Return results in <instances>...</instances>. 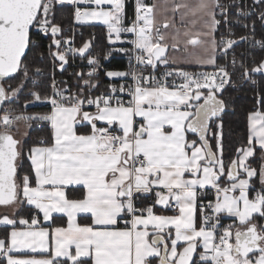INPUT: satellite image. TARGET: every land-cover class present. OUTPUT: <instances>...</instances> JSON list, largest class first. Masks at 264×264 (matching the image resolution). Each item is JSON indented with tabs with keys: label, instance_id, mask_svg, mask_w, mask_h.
Here are the masks:
<instances>
[{
	"label": "snow or ice",
	"instance_id": "obj_1",
	"mask_svg": "<svg viewBox=\"0 0 264 264\" xmlns=\"http://www.w3.org/2000/svg\"><path fill=\"white\" fill-rule=\"evenodd\" d=\"M54 0H0V78L20 70L28 75L23 58L31 43L33 30L53 37L50 50L63 69L66 54L85 56L91 41L72 48L71 38L57 39L61 28L53 23L51 13ZM64 3V0H58ZM74 4L95 5L75 9L77 21H102L107 26L110 43L123 42L122 34L134 37L135 60L139 64L156 67L167 64L169 47L183 44L202 50L194 62L212 65L213 72L198 74L177 70L165 76L177 75L182 83L169 84L167 79L142 73L106 72L107 77H131L132 83L109 85L107 93L87 95L97 85L91 80L99 61L88 58L92 71L83 80V88L65 95L53 82V93L35 100L50 103L51 112L25 116L5 112L0 116V206L27 202L49 221L53 213L67 217L66 227L51 231L40 227L33 217L20 219L31 230L11 231L7 240L0 239V256L7 264H58L65 258L71 264H264V187L252 189L251 179L259 174L264 186V164L252 168L249 158L259 146L264 159V113L249 115V135L246 146L237 148L236 157L228 164L218 133L216 150L209 141L210 124L225 109L220 93L230 81L224 65L216 64L217 41L214 30L217 0H181L172 11L181 13V24L190 18L191 27L175 29L174 34L162 32L174 26L165 18H156V5L135 0V18L125 26V0H69ZM201 26L200 30L193 28ZM241 39H245L242 37ZM224 51L236 41L221 38ZM261 43V42H257ZM62 45H69L61 50ZM125 51V49H120ZM235 64V60H233ZM243 74L264 72V60L255 67L242 65ZM37 73L41 70L36 69ZM23 87L13 89L12 96ZM127 96L128 99H124ZM7 98L0 85V102ZM94 107L95 111H86ZM48 121L52 129V143L34 146L28 158L34 172L23 175L17 182V160L21 156L20 142L11 131L20 121ZM86 124L89 131L78 133L77 125ZM218 128L222 125H217ZM189 134L195 139H189ZM43 143V141H41ZM82 186L81 198L69 199L65 189ZM211 188L215 199L199 201L201 190ZM255 194L250 197V192ZM140 194H154V199L138 207ZM21 197L23 199H21ZM174 209V215L157 214L156 207ZM84 215L90 221L81 224ZM233 218L221 224L223 216ZM0 223L15 225L17 221L4 215ZM122 225V226H121ZM50 258L18 259L10 253L21 248L35 252L49 251ZM202 249L203 251H200Z\"/></svg>",
	"mask_w": 264,
	"mask_h": 264
},
{
	"label": "trees",
	"instance_id": "obj_2",
	"mask_svg": "<svg viewBox=\"0 0 264 264\" xmlns=\"http://www.w3.org/2000/svg\"><path fill=\"white\" fill-rule=\"evenodd\" d=\"M257 13L254 17L255 21V36L262 40L263 47L252 48L245 43L238 44L234 50V53L229 56L228 69L231 72V76L236 86L225 88L220 93V99L225 102V109L219 115L218 118H213L210 124L209 141L213 146V150H216V138L212 133H218V124L222 125L221 130V144L223 148V159L225 164H228L233 158L236 157V150L242 146H246L248 143V117L249 114L256 110L264 112V75L262 73L254 74L256 79L255 83L252 81H246L243 74V67L252 68L255 67L261 60L264 59V0H259L256 3ZM132 12V3L126 5V11ZM131 15V14H130ZM75 17V7L73 5H57L52 8L51 19L53 23L58 24L61 30L66 25H71ZM83 35L78 39V45L81 47L85 41H91V48L89 52L84 56L87 60L91 52L100 55L99 66L96 68L95 74L91 77V80L97 86L89 91L88 88H84V92L87 95L97 96L102 91L108 90L109 85L117 84V80H111L107 77L106 72L110 70L126 71L130 68L129 53L127 52H114L115 56L110 59L107 58L109 53H112V45L108 40V32L106 27L101 25H80ZM238 35L245 33L244 28L237 27ZM218 34V32H217ZM58 38V37H56ZM38 39V44L30 43L29 50L23 58V65L27 66L28 75H24V71L20 70L15 75L5 79L3 86L6 90L7 98L4 105L7 107H13L16 110L29 112L31 115H40L50 111V105L42 100V102L35 100L31 93H39L43 96H50L52 94V62L49 58L48 43L52 42L53 37L49 35H37L34 32L31 34V41ZM130 47V44L127 45ZM235 60V64H233ZM220 61V58H218ZM40 69L43 74L37 73L35 70ZM55 77L59 80V87L61 89L69 88L71 91H78L83 88V80L89 79L85 74V69L78 68L74 73H70L66 68L61 69L57 67L55 69ZM23 84V87L17 92V96L10 97V92L13 89L19 88ZM36 101V102H35ZM28 104L29 106H25ZM31 128L28 136L24 140V152L21 158V163L18 166L17 175L22 177L28 174L32 177V183H34L33 171L28 159V150L38 144L50 143L52 138L51 128L48 125V121L31 120ZM189 139H195V136L189 134ZM261 152L256 149L255 156L249 160L250 166H254L259 169ZM70 196H79L73 191H69ZM253 195V191L250 192ZM141 199V206L149 203V200L153 198V195L140 194L138 196ZM200 201H202L200 199ZM157 213H170L169 209H163L156 207ZM32 216V211L27 206L23 205L17 212L16 217ZM223 222L233 220L232 218H225ZM57 219H55V222ZM257 222L264 224V219L257 217ZM9 227L0 226V238L8 239ZM152 264H158V260H153ZM195 264H210L209 262L199 263L195 260Z\"/></svg>",
	"mask_w": 264,
	"mask_h": 264
},
{
	"label": "built area",
	"instance_id": "obj_3",
	"mask_svg": "<svg viewBox=\"0 0 264 264\" xmlns=\"http://www.w3.org/2000/svg\"><path fill=\"white\" fill-rule=\"evenodd\" d=\"M125 2L126 3H129V2L132 3V12H131V15L129 16V18L127 19V23L125 25V26H128L130 24L131 20L135 18V0H125ZM54 3H57L58 5H65V4L73 5L75 7V9L77 7H80L82 10H84V8L79 6V4L71 3V2H69V0H64V3H59L58 0H54L53 4ZM145 3H147V2H145ZM256 3H257V0H218V4L220 5V7L216 8V16H217V20L220 21V23L217 26V32H218L217 40H218V46H219L218 58H220V61H218V59H217L216 64L217 65H224L230 74V81L225 84L224 89L237 85V83L233 81L232 76H231V72L228 69V65H229L228 62L230 61L229 56L234 53L236 46L238 44L245 43L246 45H250L252 48L261 49L263 47L262 40L255 36V31H254V27H255L254 17L256 16V13H257ZM147 4H149V3H147ZM237 27L244 28L245 33L242 35H238ZM33 32L37 35H40V36L44 35L43 33L37 32L35 30H33ZM82 35H83V32H82L81 28L79 27V24L76 22V18L74 17L73 24L66 25L62 29L61 34H59L57 36L58 37L57 39L71 38L72 43L70 46L72 48H79L80 46L78 45V39ZM122 36L127 38L129 41V44L132 46V44L130 43V41L134 38L132 36V34L123 33ZM222 37H224L225 39H233L236 41V43L230 49H228L227 51H224L223 45L219 43ZM242 37H244L245 39H241ZM31 42L33 44H38L39 41H38V39H33ZM257 42H261V43H257ZM51 44H52V42L48 43V50H49L48 54H49V58L52 61V66H53V70H52L53 81H52L51 85H53V82L55 81L56 88L58 90H63L59 87V80L55 77V69L57 67H60V62L58 60H55L53 58V56L51 55V52L56 51L55 46H53L50 50L49 46ZM68 46L69 45H62L61 50H63L65 47H68ZM132 48H133V46H132ZM114 52H116V51L109 53L107 55V58L110 59L111 57L115 56ZM222 53L224 54V56L221 58L220 55ZM136 54L137 53L134 52L132 49V54L129 56V59L131 62L130 68L128 70L124 71L125 73L136 71L137 73H142L145 76H150V75L155 76L157 80H163L166 78L169 84L173 83V81L176 84H180L183 82L182 78L177 76V75H172V76L166 77L165 74L169 73V72L175 73L177 70H183L185 72L198 74L201 72H213L215 70L213 66L179 67V66H173V65H168V64H160L159 62H158V65L155 68H153L152 66L137 63V61L135 60ZM90 56H95L97 58V60L99 61V63H100V60L102 59V57L100 55H97L94 52H91ZM66 59H67V63L64 64V68H66L70 73H74L78 68L85 69L86 75L90 71H92L93 66L88 64V59L86 60L84 56H80L79 54H76L74 52H68L66 54ZM261 73L264 75V72H261ZM39 74L42 75L43 72L40 71ZM243 79H245L246 81H252V83L256 82V79L254 78L253 73H250L247 77L244 76ZM116 80L118 81V83L112 84V85H116L117 87L120 84L132 83L130 76L129 77H120L119 79H116ZM64 89L68 90L64 93L65 95H71V94H75L77 92V91H71V90H69V88H64ZM108 91H109V89L104 90L101 93H107ZM52 93H53V87H52ZM124 99H128V97L124 96ZM40 102H42V100H40ZM45 102H47V101H45ZM48 104L50 105V103H48ZM50 108H51V105H50ZM85 109H94V107H86ZM5 112H9L12 115H17L14 112L13 108H10V107L3 105L2 109H1L0 116H2ZM199 198L202 200L201 202H203V203H207L209 200L214 201L215 192L211 188L201 190L200 194H199ZM152 200L153 199L151 198L149 200V203ZM140 204H141V199L138 197V207H143ZM33 217H36L39 221H41L40 213L37 210L32 212L31 220ZM223 219H225V218L222 217V219H221L222 225H227V224L233 222V220H229L228 222H223L224 221ZM4 258H5L4 256H0V260H3ZM197 258H198V260L200 259L199 254H197ZM208 262L210 263V260ZM58 264H67V263L61 262Z\"/></svg>",
	"mask_w": 264,
	"mask_h": 264
},
{
	"label": "crops",
	"instance_id": "obj_4",
	"mask_svg": "<svg viewBox=\"0 0 264 264\" xmlns=\"http://www.w3.org/2000/svg\"><path fill=\"white\" fill-rule=\"evenodd\" d=\"M144 2H147L150 5L151 4H155L156 5L155 13H156V18H157L158 21H160L162 23L164 21V19L167 18V19H169V20L174 22V26L170 27L167 30L161 28L162 32H167L168 34H174L175 29H181V32H183L185 30V28L191 27L190 18L189 17H185V23L182 25L181 24V13L179 11H177V12H173L172 11V8H173L174 4L175 3H180L181 0H144ZM217 2H218V0H217ZM127 4L128 3L125 2V25L127 23V19L129 18L130 14H131V11H129V10L126 11V5ZM79 6L83 7L84 9L85 8L95 7V5L84 4L83 2L79 3ZM215 14H216V8H215ZM216 19H217V16H216ZM76 22L78 24H80V25H101V26L106 27V29H107V26L102 21H92V20L77 21L76 20ZM217 26H216V28L214 30V33H213L214 37H215V39L217 41V48H216V51L214 53V55L216 57V62H217V59H218V51H219L218 40H217ZM200 28H201V26L198 25L197 27L193 28V30L194 31H198V30H200ZM122 39H123V42H115V43H110L109 42L112 45V47H113L112 50L116 51V52H121V53L122 52H127V53H129V56H130L132 54V49L133 48H132L131 45H130V47H127V45H129V41H128L127 38L122 36ZM120 49H125V51H120ZM167 54L169 56V62L167 63L168 65L179 66V67H195V66H205L206 67V66H212V65H202V64L194 62L193 57L196 56V55H201L202 54V50L199 49V48H194L193 46H188L187 51H185V48H184L183 44H181L180 47H178L177 49H172L171 47H169ZM110 71L124 72V71H121V70H110ZM119 78L120 77H112V78H109V79L116 80V79H119ZM85 110L86 111H95V109H85ZM257 111H259L261 113H264V112H262L259 109L256 110V111H253L251 113H255ZM50 112H51V109H50L49 112H46V113H50ZM48 125L51 128V125H50L49 122H48ZM89 130L90 129H89V127L86 124L82 123V124L77 125L78 133H86ZM51 132H52V129H51ZM218 134L220 135V138H221V130H220V128H219ZM248 135H249V117H248ZM51 143H52V138H51V142L50 143H47V144L42 143V144H38V145H34V146L43 147V146H48ZM34 146H32V147H34ZM256 149H259L258 145L256 146ZM29 150H28V152H29ZM251 158H249V160ZM29 162H30V165H31L30 159H29ZM248 163H249V161H248ZM262 164H264V159H261V155H260L259 168H260V166ZM251 167L252 168H256L254 166H251ZM31 168H32V166H31ZM17 170H18V166H17ZM257 170L259 172V169H257ZM32 171H33V169H32ZM33 175H34V172H33ZM17 182H19L18 178H17ZM250 184L252 186V189H254L256 191H258L262 187H264L261 184V180H260L259 174H257L256 176H254L251 179ZM32 185L35 186V181H34V183H32ZM70 190L73 191L74 193H76L79 196H74V195L70 196L68 194ZM65 192H66V194H67L69 199H78V198H81L82 193L84 192V189H83L82 186H79V185H70V186H68L65 189ZM254 194H255V191H253V195ZM250 197H251V195H250ZM153 198H154V194H153ZM21 199H23V198L21 197ZM199 201H200V198H199ZM23 205H25L28 208H30V210L32 212L36 210L33 205L27 204L26 201H24L23 203L13 204L11 206H0V217H2L4 215H7V216H9V218L14 219L15 221H17V223L15 225H6V224L0 223V226H8L9 227V235H10V233L13 230L14 227L18 231L19 230H31L28 225H21L19 223L20 219H24V220L29 221V225H30L31 217L30 218H27V217L18 218V217H16L17 212L22 208ZM158 207H160V206H158ZM160 208H162V207H160ZM169 210L171 211L170 213H157V214H163V215H174V214H176L174 209L169 208ZM40 217H41V221H40L39 226L43 227V228H48L50 231L52 229L56 228V227H66L67 226V217H66L65 214L53 213L52 217H51V219L49 221H45L43 219V214L42 213H40ZM223 218H231V217H228V216L225 215V216H223ZM55 219H57L56 222H55ZM77 220L81 224H85V223H89L90 222L88 220V218L85 217L83 214L80 215L77 218ZM0 239H3V238H0ZM51 247H52V243L50 241L49 251H42L40 249H37L35 252H33L31 249L21 248L18 251H14V252H12L10 254L13 255L15 258H18V259H44V258H50V256H51V251H50ZM200 251H203V250L200 249ZM196 259L198 260V258H196ZM61 262H66L67 264H71V262L70 261H66L65 258H59L58 263H61ZM198 262L199 263H202V262H207L208 263V261H201L200 259L198 260ZM0 264H7L6 257L3 260H0Z\"/></svg>",
	"mask_w": 264,
	"mask_h": 264
},
{
	"label": "rangeland",
	"instance_id": "obj_5",
	"mask_svg": "<svg viewBox=\"0 0 264 264\" xmlns=\"http://www.w3.org/2000/svg\"><path fill=\"white\" fill-rule=\"evenodd\" d=\"M259 0H257L258 2ZM58 4L57 3H54L53 4V7L54 6H57ZM74 21V20H73ZM82 21V20H81ZM73 24V23H72ZM224 56V54L222 53L220 55V57L222 58ZM52 62V61H51ZM222 62V61H221ZM12 92V91H11ZM11 92H10V97H16L17 96V93L15 96H12L11 95ZM36 102V101H35ZM26 107L29 106L28 104L25 105ZM10 108H13V107H10ZM14 112L17 114V115H20V114H23L25 116H35V115H31V113L29 112H24V111H21V110H16L14 109ZM220 125V124H218ZM31 128V124H30V121H20L18 122L15 126H13V128L11 129L14 137L20 142V147H21V156L18 158L17 160V166H19V164L21 163V158L23 156V152H24V140L26 139V137L28 136V133H29V130ZM17 178L19 180L20 176L17 175Z\"/></svg>",
	"mask_w": 264,
	"mask_h": 264
},
{
	"label": "water",
	"instance_id": "obj_6",
	"mask_svg": "<svg viewBox=\"0 0 264 264\" xmlns=\"http://www.w3.org/2000/svg\"><path fill=\"white\" fill-rule=\"evenodd\" d=\"M29 47H30V45H29ZM29 47H28V49L26 50V54H27V52H28V50H29ZM25 57V56H24ZM157 65H158V63H157ZM156 65V66H157ZM61 68V67H60ZM63 69H64V67H63ZM255 73H257V74H260L261 72H255ZM16 74V73H15ZM15 74H11L9 77H11V76H13V75H15ZM9 77H5V78H0V85H2L3 86V81L5 80V79H7V78H9ZM4 87V86H3ZM6 91V90H5ZM6 100V99H5ZM5 100L4 101H2V102H0V113H1V109H2V107H3V105H4V103H5ZM15 138V137H14ZM16 139V138H15ZM198 254V253H197ZM197 254L194 256V261L196 260V258H197Z\"/></svg>",
	"mask_w": 264,
	"mask_h": 264
}]
</instances>
